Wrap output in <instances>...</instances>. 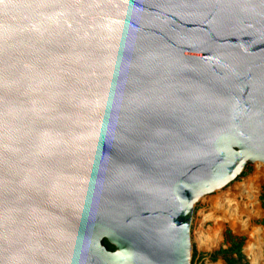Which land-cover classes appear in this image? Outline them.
Returning <instances> with one entry per match:
<instances>
[{"label":"water","instance_id":"1","mask_svg":"<svg viewBox=\"0 0 264 264\" xmlns=\"http://www.w3.org/2000/svg\"><path fill=\"white\" fill-rule=\"evenodd\" d=\"M246 163L264 0H0V264H188Z\"/></svg>","mask_w":264,"mask_h":264},{"label":"rangeland","instance_id":"2","mask_svg":"<svg viewBox=\"0 0 264 264\" xmlns=\"http://www.w3.org/2000/svg\"><path fill=\"white\" fill-rule=\"evenodd\" d=\"M241 172L244 174L237 175L221 190L198 198L192 204L188 264L191 263L193 251L202 255L198 264H222L219 257L211 262L208 254L226 246L223 244L225 231L243 239L241 252L246 264H264V228L260 225L264 212L258 199L261 187L264 186V167L246 163ZM247 181L253 184V203L244 208L250 202L248 193L241 191ZM255 209L258 215L251 219L247 218ZM255 229H260L261 236L253 233L252 230Z\"/></svg>","mask_w":264,"mask_h":264},{"label":"trees","instance_id":"3","mask_svg":"<svg viewBox=\"0 0 264 264\" xmlns=\"http://www.w3.org/2000/svg\"><path fill=\"white\" fill-rule=\"evenodd\" d=\"M243 174L244 172H241L240 175ZM258 199L260 202V207L264 212V186L261 187V192ZM257 215H258V211L255 209V211L252 214L247 215V218L251 219V217H256ZM260 225L264 228V218L260 221ZM252 231L255 235L261 236L260 229H255ZM223 244L226 245L224 248L219 247L216 251L208 254V258L211 262H214L219 257L221 258L224 264H246L244 260V256L241 252V248L243 245L242 238L233 236L229 232L225 231L223 233ZM263 244H264V237H263ZM102 245L108 251H113V247L109 245L105 240H102ZM201 258H202L201 254H196V252L193 251L190 264H198Z\"/></svg>","mask_w":264,"mask_h":264},{"label":"bare ground","instance_id":"4","mask_svg":"<svg viewBox=\"0 0 264 264\" xmlns=\"http://www.w3.org/2000/svg\"><path fill=\"white\" fill-rule=\"evenodd\" d=\"M254 165H259V166H261L259 163H253ZM251 181V180H250ZM227 184V183H226ZM225 184V185H226ZM224 185V186H225ZM224 186H222L220 189H218V190H216V191H214V192H217V191H219V190H221ZM254 188H253V184H252V182H249V181H247V183L245 184V186H243V188H242V190L241 191H243L244 193H248V196H249V203L248 204H246L245 206H244V208L246 207H248V205L249 206H251L252 205V203H253V195H252V190H253ZM214 192H212V193H214ZM208 195V194H207ZM204 196H206V195H202L201 197H199V199L200 198H202V197H204ZM248 196H247V198H248ZM219 214V213H218ZM229 215V214H228Z\"/></svg>","mask_w":264,"mask_h":264},{"label":"crops","instance_id":"5","mask_svg":"<svg viewBox=\"0 0 264 264\" xmlns=\"http://www.w3.org/2000/svg\"><path fill=\"white\" fill-rule=\"evenodd\" d=\"M217 259H218V258H217ZM217 259H216V260H217ZM220 259H221V258H220ZM216 260H215V261H216ZM222 264H224L223 261H222Z\"/></svg>","mask_w":264,"mask_h":264}]
</instances>
